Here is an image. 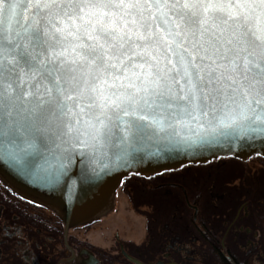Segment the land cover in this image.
Segmentation results:
<instances>
[{
    "label": "snow or ice",
    "instance_id": "obj_1",
    "mask_svg": "<svg viewBox=\"0 0 264 264\" xmlns=\"http://www.w3.org/2000/svg\"><path fill=\"white\" fill-rule=\"evenodd\" d=\"M165 125L264 131V0H0V144Z\"/></svg>",
    "mask_w": 264,
    "mask_h": 264
},
{
    "label": "flooded vegetation",
    "instance_id": "obj_2",
    "mask_svg": "<svg viewBox=\"0 0 264 264\" xmlns=\"http://www.w3.org/2000/svg\"><path fill=\"white\" fill-rule=\"evenodd\" d=\"M248 162L130 176L108 212L68 228L0 179V264H264V179ZM120 190L139 221L115 218Z\"/></svg>",
    "mask_w": 264,
    "mask_h": 264
},
{
    "label": "water",
    "instance_id": "obj_3",
    "mask_svg": "<svg viewBox=\"0 0 264 264\" xmlns=\"http://www.w3.org/2000/svg\"><path fill=\"white\" fill-rule=\"evenodd\" d=\"M148 130L135 142L113 138L86 146L73 132L29 148L0 144V179L22 197L52 209L65 226L87 224L108 212L130 176L151 177L219 159H264V131L217 134L201 139L188 128ZM195 126H193V129ZM120 133H117L119 136Z\"/></svg>",
    "mask_w": 264,
    "mask_h": 264
},
{
    "label": "rangeland",
    "instance_id": "obj_4",
    "mask_svg": "<svg viewBox=\"0 0 264 264\" xmlns=\"http://www.w3.org/2000/svg\"><path fill=\"white\" fill-rule=\"evenodd\" d=\"M248 161L249 162L247 163V165H250L251 168L255 169V171L258 172V175H255V177L259 176V178H262L261 176L264 175V159L254 158V159L248 160ZM242 164H243V162H242ZM123 194H125V193H123ZM123 194L121 193V190H120L116 195L115 203H117L116 204L117 207L115 210L116 211L115 218H117V219L127 218L132 223L135 222L136 220L139 221L140 218H137L136 215L131 210H129L127 208L126 197ZM140 226H141V230H142V227H143L142 223ZM136 228H138V230L140 231L139 227H135V229Z\"/></svg>",
    "mask_w": 264,
    "mask_h": 264
},
{
    "label": "trees",
    "instance_id": "obj_5",
    "mask_svg": "<svg viewBox=\"0 0 264 264\" xmlns=\"http://www.w3.org/2000/svg\"><path fill=\"white\" fill-rule=\"evenodd\" d=\"M234 162H236V161H234ZM261 177L264 179V175H262ZM262 178H260V179H262Z\"/></svg>",
    "mask_w": 264,
    "mask_h": 264
}]
</instances>
